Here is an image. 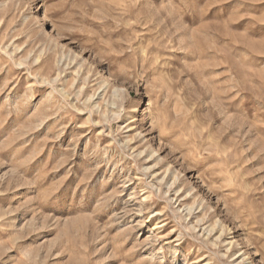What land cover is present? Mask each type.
<instances>
[{
  "label": "rangeland",
  "instance_id": "obj_1",
  "mask_svg": "<svg viewBox=\"0 0 264 264\" xmlns=\"http://www.w3.org/2000/svg\"><path fill=\"white\" fill-rule=\"evenodd\" d=\"M0 264H264V0H0Z\"/></svg>",
  "mask_w": 264,
  "mask_h": 264
}]
</instances>
